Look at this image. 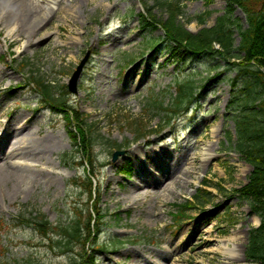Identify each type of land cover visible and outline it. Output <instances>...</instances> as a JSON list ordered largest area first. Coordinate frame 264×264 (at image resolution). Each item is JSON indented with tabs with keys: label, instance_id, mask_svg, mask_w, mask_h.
<instances>
[{
	"label": "rangeland",
	"instance_id": "1",
	"mask_svg": "<svg viewBox=\"0 0 264 264\" xmlns=\"http://www.w3.org/2000/svg\"><path fill=\"white\" fill-rule=\"evenodd\" d=\"M165 1L173 2L22 0L19 23L10 25L11 19L0 13V261L67 264L70 254H57L31 227H14L12 220L32 209L51 222L67 223L77 209L96 199L105 212L99 240L125 241L115 249L98 251L99 264H255L247 259L245 248L248 229L257 226L259 218L235 191L252 170L232 147L235 125L229 117L233 95L229 79L236 71L212 68L215 63L207 59L180 67L168 61L170 53L162 47L150 57L146 42L163 34L159 22L167 18L161 4ZM42 4L45 19L33 26L32 12L41 10ZM181 4L184 13L177 16L178 23L196 33L216 23L226 0H181ZM141 10L147 17L153 15L156 29L140 27L137 13ZM199 14L204 22L195 18ZM231 17L234 26H246L239 7ZM233 37L238 45L237 29ZM88 50L77 91H69L68 97L86 115L97 163L104 165L95 167L100 187L91 201L72 183L74 176L83 173L86 155L71 144L62 115L37 105L31 84L34 73L67 84ZM187 73L200 80L188 113L179 116L174 128L149 132L164 118L162 114L149 117L148 97L158 95L166 103L176 81ZM138 123L145 130L140 138L133 130ZM113 140L122 147L113 148L108 142ZM201 147L210 151L208 161L201 158ZM114 150L122 154L113 160ZM152 156L164 163L167 175L158 183L165 182L168 188L140 189L141 197L132 202L126 193L132 182L140 181L135 173L138 163L154 165ZM129 170L133 176L127 179ZM204 180L212 192L205 208L186 209L188 217L175 224L172 203L191 199ZM227 245L232 252L224 249Z\"/></svg>",
	"mask_w": 264,
	"mask_h": 264
},
{
	"label": "trees",
	"instance_id": "2",
	"mask_svg": "<svg viewBox=\"0 0 264 264\" xmlns=\"http://www.w3.org/2000/svg\"><path fill=\"white\" fill-rule=\"evenodd\" d=\"M161 4L167 11V18L159 22L164 34L157 43H150L149 47L152 50L164 46L163 49L170 53V61L180 66L186 65L188 61L207 59L215 63L213 68L222 67L236 71L229 79L233 95L228 103L231 109L229 115L235 125L233 147L251 165L252 171L247 176L246 183L235 191L240 199L248 202L250 211L259 217L260 222L258 226L248 230L245 255L255 264H264V0H226L225 11L218 16L216 24L196 33L184 30L183 25L178 23L177 16L182 12L178 0L165 1ZM238 7L246 16V26L240 24L234 26L235 21L231 14ZM139 16L144 28L148 30L156 28L157 24L152 21V14L147 17L140 13ZM199 18L203 20L200 16ZM235 29L240 38L238 45H235L233 37ZM215 43L219 44L218 49L213 47ZM36 80L42 101L47 102L57 112L65 114L66 122L69 123L68 133L74 142L77 141L78 134L82 151L88 154L89 165L93 168L92 143L88 135L90 132H84L83 121L76 118L77 123L73 132L71 129L73 111L67 104L64 94L54 98L53 84L43 78ZM197 88L194 75L188 74L184 80L177 83L175 96L166 104L156 97L150 100L147 105L149 114L162 113L166 118L165 124L169 123L174 116L186 112L188 104L195 98ZM140 124H136L133 129L136 134L145 131ZM227 137L229 139L232 137L229 131ZM90 175L93 176V171ZM90 175H86L82 182L84 190L89 195L93 188ZM206 185L208 181L204 182V186ZM211 195L212 193L205 188H199L192 202L187 200L182 204H174L177 208L173 214L174 222L178 223L186 216V209L194 206L203 207L204 201ZM94 219L93 231L91 222ZM102 221L103 215L97 207L93 219L90 212L86 211L83 215L82 211H78L74 221L66 226L51 224L43 215L24 219L27 225L34 226L40 233L61 234V239L52 241L49 237V240L60 248V252L73 253L74 258L70 264H96L94 254L97 249L104 248V245L97 243L98 228Z\"/></svg>",
	"mask_w": 264,
	"mask_h": 264
},
{
	"label": "bare ground",
	"instance_id": "3",
	"mask_svg": "<svg viewBox=\"0 0 264 264\" xmlns=\"http://www.w3.org/2000/svg\"><path fill=\"white\" fill-rule=\"evenodd\" d=\"M22 0H3L0 2V13L3 11V15L8 17V21H10V24H17L19 23V19H20V13H21V5L20 2ZM33 3V1H31ZM46 2V1H45ZM50 3V10L49 12L53 13V3L52 1H49ZM69 2H75V0H69ZM52 3V5H51ZM34 4V3H33ZM35 5V4H34ZM39 7V5H38ZM41 10H37L34 8L33 12H32V17L30 20V24H33V26L38 25L39 23L43 22V20L45 19V5L42 4V6H40ZM30 11L32 10V7L29 9ZM202 151L200 152V156L202 159H204L205 161H208L209 158L211 157V153L210 151H208V148L206 147H201ZM12 153V152H11ZM9 153V154H11ZM149 160H151L150 162H154V164H158L160 163V165L156 168L153 169H148L147 173L149 174H144V172L142 173V178H141V182L140 185H142V187L140 185H134L133 187H130V189L127 191L126 196H128V198L131 199L132 202H136L140 197H141V190H145L146 188L150 187V186H156L159 187L160 190L164 191L167 190L168 185H165L166 183L162 182L161 184L158 183V181L160 179H162L163 177H166L167 173L165 172V165H161V161L157 160V158L154 159V157L152 156ZM148 160V161H149ZM149 164V163H148ZM155 164V166H156ZM146 165L143 163H138V167H139V171L145 170L147 167H145ZM189 172V171H188ZM176 184V183H174ZM226 251L228 252H232L231 247L229 245L225 246L224 248Z\"/></svg>",
	"mask_w": 264,
	"mask_h": 264
},
{
	"label": "water",
	"instance_id": "4",
	"mask_svg": "<svg viewBox=\"0 0 264 264\" xmlns=\"http://www.w3.org/2000/svg\"><path fill=\"white\" fill-rule=\"evenodd\" d=\"M79 69H80V67H79L78 70L74 73L75 75H73V77H72V83H75V81L77 80L76 77L78 76ZM71 89H73V87H71ZM115 154H117V153H115ZM114 156H116V155H114Z\"/></svg>",
	"mask_w": 264,
	"mask_h": 264
}]
</instances>
